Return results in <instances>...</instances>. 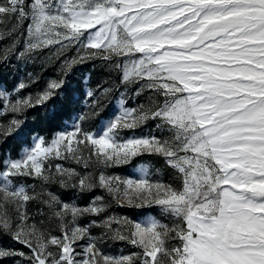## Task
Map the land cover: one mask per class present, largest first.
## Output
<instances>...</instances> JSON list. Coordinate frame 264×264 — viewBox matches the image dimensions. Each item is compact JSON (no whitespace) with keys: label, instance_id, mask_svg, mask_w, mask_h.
<instances>
[{"label":"snow or ice","instance_id":"1","mask_svg":"<svg viewBox=\"0 0 264 264\" xmlns=\"http://www.w3.org/2000/svg\"><path fill=\"white\" fill-rule=\"evenodd\" d=\"M5 40L0 63L75 49L64 75L99 60L111 79L85 91L87 111L68 130L0 159V262L264 264V0H0ZM34 82L0 85V142L65 83L25 93ZM114 90L113 112L85 127ZM144 155L162 158L172 180L146 166L107 171ZM114 207L159 212L133 219ZM108 241L134 251L111 254Z\"/></svg>","mask_w":264,"mask_h":264},{"label":"rangeland","instance_id":"2","mask_svg":"<svg viewBox=\"0 0 264 264\" xmlns=\"http://www.w3.org/2000/svg\"><path fill=\"white\" fill-rule=\"evenodd\" d=\"M10 41H0V47L7 45ZM47 53V50H45ZM76 54L75 49H70L65 53L63 57L59 60H48L46 58L36 59L34 62H24L22 60H17L15 56L10 57V63H0V85H6L8 89L13 88L18 81L28 80V73H32L35 78V82L31 84L30 87L24 90L25 93L36 94L37 92L42 91L49 80H59L64 79L65 83L63 88H61L58 93L53 98L62 99L64 96L69 93V103L70 108H72L71 116L74 117L80 112L87 111L85 107L84 93L88 88L95 90L96 85L104 79H111V77L104 71L102 62L97 61H88L83 64L73 65L69 70H67V75H64V69L62 68V62L64 59H70ZM118 97V92L115 90L110 93L105 100V107L96 116L93 120L85 122L84 126L96 130L99 127V121L104 119L106 116H109L114 110V104ZM52 98V99H53ZM80 98L78 102L72 103L71 101ZM52 99L47 101L42 106H36L34 108L28 109L21 119L25 121L23 127L19 132L14 135L8 136L6 140L0 142V159L4 158V154L11 152L12 158H16L18 152L21 150L22 145H24L30 137L41 136L46 140H50L56 133L64 130H68V126L71 125L72 120L68 119L65 121L62 126L56 131L52 132L50 136L46 133V130L43 129L42 125L36 124L34 119L37 116H44L48 112H52ZM129 104H132V101H128ZM5 122L8 117L0 118ZM124 136H128L131 133L125 131L122 133ZM2 139V138H0ZM15 144L19 145V149L16 154L12 153L13 146ZM60 162L54 161L53 163ZM65 166L75 167L78 170H82L80 166L68 161ZM146 166L150 168L154 173H156L161 179L165 181H171L173 178V172L168 168L163 159L157 156L144 155L137 157L131 163L127 165H122L114 168L107 169L110 174L120 175L122 177L135 176L140 167ZM28 183L39 184V181L29 180ZM51 191L56 192L61 199L69 201L75 198L74 190H64L59 188L58 185H52L50 187ZM99 189L96 193H86L80 196L78 203L86 204L90 197L94 194H100ZM34 205H30V210H34ZM113 211L118 213L127 214L131 218L135 219L139 216L140 213L147 214H158V209H121L113 208ZM98 231V230H97ZM4 244H9L10 241L6 239L3 241ZM19 247V245H17ZM105 250L111 254H120L121 251L124 253L134 251L131 246L126 245L122 242H112L108 241L105 245ZM3 264V262H0Z\"/></svg>","mask_w":264,"mask_h":264},{"label":"trees","instance_id":"3","mask_svg":"<svg viewBox=\"0 0 264 264\" xmlns=\"http://www.w3.org/2000/svg\"><path fill=\"white\" fill-rule=\"evenodd\" d=\"M72 108H70L69 103V93H67L64 98H53L52 99V112H48L44 116L35 117L34 121L36 124H41L43 129L46 130L48 136L52 132L59 129L62 124L68 120V117L71 116ZM19 149V145L15 144L13 146L12 153L16 154Z\"/></svg>","mask_w":264,"mask_h":264}]
</instances>
